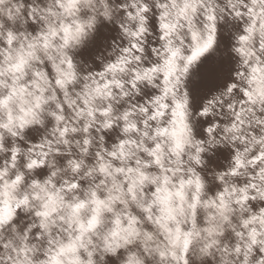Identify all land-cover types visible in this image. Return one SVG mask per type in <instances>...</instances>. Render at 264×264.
I'll return each mask as SVG.
<instances>
[{"label":"snow or ice","instance_id":"obj_1","mask_svg":"<svg viewBox=\"0 0 264 264\" xmlns=\"http://www.w3.org/2000/svg\"><path fill=\"white\" fill-rule=\"evenodd\" d=\"M0 264H264V0H0Z\"/></svg>","mask_w":264,"mask_h":264}]
</instances>
